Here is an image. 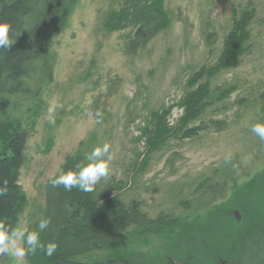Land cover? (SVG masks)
Instances as JSON below:
<instances>
[{
    "label": "rangeland",
    "instance_id": "rangeland-1",
    "mask_svg": "<svg viewBox=\"0 0 264 264\" xmlns=\"http://www.w3.org/2000/svg\"><path fill=\"white\" fill-rule=\"evenodd\" d=\"M13 1L0 0V10ZM165 8L168 28L142 38L128 23L131 15L123 0L81 1L70 29L56 41L53 82L23 122L20 184L28 204L15 229L39 232L57 197L51 178L62 173L70 156L81 152L86 165V156L107 143L114 158L110 175L95 187L98 196L118 195L122 205L134 206L150 219L170 215L196 228L219 219L221 228L216 223L212 229L219 228L220 240L201 237L188 246L195 247V264H264V197L253 200L257 206L247 202L251 207H246L248 195L239 194L264 174V140L251 131L264 124V0H165ZM250 8L255 17L249 52L238 68L211 81L212 91L231 87L234 92L190 125L208 129L149 150L140 135L151 114L173 107L169 122L177 125L183 115L177 104L188 80L218 61L234 18ZM56 105L49 116L48 109ZM205 181L222 185L226 197L196 211L197 190ZM185 202L193 206L187 209ZM168 246L151 237L147 246L123 248L168 255L163 264H187L167 253ZM28 253L22 258L5 255L2 264H30Z\"/></svg>",
    "mask_w": 264,
    "mask_h": 264
},
{
    "label": "trees",
    "instance_id": "trees-1",
    "mask_svg": "<svg viewBox=\"0 0 264 264\" xmlns=\"http://www.w3.org/2000/svg\"><path fill=\"white\" fill-rule=\"evenodd\" d=\"M81 1L14 0L0 10V23L11 24L9 34L14 38L10 49L0 51V181L8 180L10 189L7 195L0 196V219L6 220L13 229L28 204L27 194L20 184L25 149L23 122L53 82L58 62L56 41L70 29ZM123 5L131 15L128 23L138 28L137 37H150L166 30L170 24L165 0H123ZM254 17V8L235 17L223 40L218 61L211 67H203L188 80L187 91L177 104L183 115L176 126L169 122L173 107L151 114L140 135L149 150L157 149L168 139H188L208 129L204 124L196 128H190V125L200 121L211 107L224 102L234 92L231 87L212 91L211 81L222 72L239 67L251 47L250 26ZM212 125L221 127L219 122H212ZM83 160L81 152L70 156L62 173L83 166ZM250 186L239 193L248 195L246 203L264 197V174ZM55 188L57 197H53L54 203L51 201L49 205L50 223L39 234L42 244L56 243L57 251L52 256L39 248L29 252L30 264H163L168 255L161 258L158 253L130 252L123 248L124 245L130 248L147 246L151 237H159L168 243L167 253L172 251V255H178L187 264H195L191 254L195 247L187 250L188 246L201 237L220 240L219 219L210 224L206 220L202 228H196L195 223L183 225L180 219L170 215L150 219L138 208L122 205L118 195L105 193L98 196L95 191L86 193L78 188L70 191L63 186ZM197 191L200 196L196 211L207 210L226 197L222 185L209 184V181L201 184ZM247 204L246 207L257 206L255 202ZM183 206L189 209L193 204L185 202ZM214 224L219 228L212 229ZM186 251H190V258ZM99 253V256L95 255ZM4 259L5 255L0 256V264Z\"/></svg>",
    "mask_w": 264,
    "mask_h": 264
},
{
    "label": "clouds",
    "instance_id": "clouds-1",
    "mask_svg": "<svg viewBox=\"0 0 264 264\" xmlns=\"http://www.w3.org/2000/svg\"><path fill=\"white\" fill-rule=\"evenodd\" d=\"M11 24L0 23V51L10 49L14 43L13 36H10ZM53 106L48 109L49 116L54 112ZM97 117H102V113L97 111ZM54 123V120H50ZM251 131L264 140V124L257 123L252 126ZM110 154V145L95 147L86 156L88 163L78 167L76 170H68L58 176L51 178L54 187L63 186L65 190L78 188L83 192H93L96 185L110 175V162L113 160ZM8 180L0 181V196H5L9 192ZM48 219H42L39 223L38 231H27L26 229H13L6 220L0 219V256L9 255L16 258L24 257L28 252H35L42 249L47 256H52L57 251L56 243L44 245L40 241V232H43L49 225ZM20 242V243H18ZM20 244H26L25 247Z\"/></svg>",
    "mask_w": 264,
    "mask_h": 264
},
{
    "label": "water",
    "instance_id": "water-1",
    "mask_svg": "<svg viewBox=\"0 0 264 264\" xmlns=\"http://www.w3.org/2000/svg\"><path fill=\"white\" fill-rule=\"evenodd\" d=\"M237 215H238V213H237ZM238 217V216H237ZM118 264V263H117Z\"/></svg>",
    "mask_w": 264,
    "mask_h": 264
}]
</instances>
